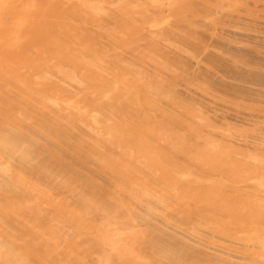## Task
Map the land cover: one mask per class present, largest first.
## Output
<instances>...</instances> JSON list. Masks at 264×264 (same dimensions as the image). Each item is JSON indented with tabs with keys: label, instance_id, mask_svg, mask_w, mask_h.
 Returning a JSON list of instances; mask_svg holds the SVG:
<instances>
[{
	"label": "bare ground",
	"instance_id": "bare-ground-1",
	"mask_svg": "<svg viewBox=\"0 0 264 264\" xmlns=\"http://www.w3.org/2000/svg\"><path fill=\"white\" fill-rule=\"evenodd\" d=\"M0 264H264V0H0Z\"/></svg>",
	"mask_w": 264,
	"mask_h": 264
}]
</instances>
